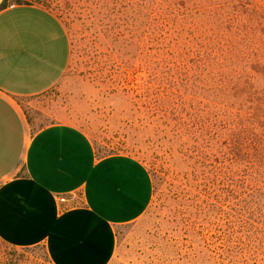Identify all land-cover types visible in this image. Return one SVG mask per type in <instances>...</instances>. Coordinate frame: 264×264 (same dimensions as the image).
I'll use <instances>...</instances> for the list:
<instances>
[{
  "label": "rangeland",
  "instance_id": "1",
  "mask_svg": "<svg viewBox=\"0 0 264 264\" xmlns=\"http://www.w3.org/2000/svg\"><path fill=\"white\" fill-rule=\"evenodd\" d=\"M33 1L71 56L16 100L27 123L74 125L152 184L109 264H264V0ZM0 264L51 263L0 243Z\"/></svg>",
  "mask_w": 264,
  "mask_h": 264
},
{
  "label": "crops",
  "instance_id": "2",
  "mask_svg": "<svg viewBox=\"0 0 264 264\" xmlns=\"http://www.w3.org/2000/svg\"><path fill=\"white\" fill-rule=\"evenodd\" d=\"M67 37L41 7L0 11V243L43 248L51 264H109L116 229L149 206V174L134 158L96 157L74 125L34 128L16 102L65 75Z\"/></svg>",
  "mask_w": 264,
  "mask_h": 264
},
{
  "label": "trees",
  "instance_id": "3",
  "mask_svg": "<svg viewBox=\"0 0 264 264\" xmlns=\"http://www.w3.org/2000/svg\"><path fill=\"white\" fill-rule=\"evenodd\" d=\"M9 0H3L0 4V11L6 9V8H10L13 6H22V5H27V6H33L34 1L33 0H12V2H10L8 4Z\"/></svg>",
  "mask_w": 264,
  "mask_h": 264
},
{
  "label": "built area",
  "instance_id": "4",
  "mask_svg": "<svg viewBox=\"0 0 264 264\" xmlns=\"http://www.w3.org/2000/svg\"><path fill=\"white\" fill-rule=\"evenodd\" d=\"M59 200L62 202L61 198H59Z\"/></svg>",
  "mask_w": 264,
  "mask_h": 264
}]
</instances>
